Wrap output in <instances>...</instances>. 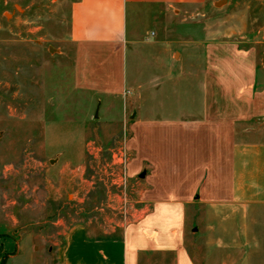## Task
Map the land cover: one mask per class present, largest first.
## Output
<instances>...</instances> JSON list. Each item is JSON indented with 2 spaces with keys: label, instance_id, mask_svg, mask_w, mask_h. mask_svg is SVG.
<instances>
[{
  "label": "crops",
  "instance_id": "0c3cea01",
  "mask_svg": "<svg viewBox=\"0 0 264 264\" xmlns=\"http://www.w3.org/2000/svg\"><path fill=\"white\" fill-rule=\"evenodd\" d=\"M208 2H72L74 89L106 98L107 115L117 107L104 124L126 130V174L140 190L121 238L77 230L65 264H256L264 253V137L253 127L264 120V62L225 40L174 41L169 27ZM153 20L163 21L162 41L144 31ZM7 239L9 264L21 242Z\"/></svg>",
  "mask_w": 264,
  "mask_h": 264
},
{
  "label": "rangeland",
  "instance_id": "374dc122",
  "mask_svg": "<svg viewBox=\"0 0 264 264\" xmlns=\"http://www.w3.org/2000/svg\"><path fill=\"white\" fill-rule=\"evenodd\" d=\"M73 1L0 0V240L12 252L16 245L7 238L21 242L9 264H30L32 255L35 264H65L73 232L116 240L138 215L139 180L125 167L127 132L104 124L117 118V107L107 115L106 98L74 89ZM220 1L170 23L173 40L187 33L225 40L255 49L264 62V0L213 7ZM162 24L143 27L150 41L166 38ZM253 127L264 137V120ZM257 258L264 264V253Z\"/></svg>",
  "mask_w": 264,
  "mask_h": 264
},
{
  "label": "water",
  "instance_id": "95a60500",
  "mask_svg": "<svg viewBox=\"0 0 264 264\" xmlns=\"http://www.w3.org/2000/svg\"><path fill=\"white\" fill-rule=\"evenodd\" d=\"M227 1H228V0H222V1H220L219 3H216L214 6H215V7L223 6V5H225V4L227 3ZM144 177H145V173H143V174L140 176V178H144Z\"/></svg>",
  "mask_w": 264,
  "mask_h": 264
},
{
  "label": "trees",
  "instance_id": "16d2710c",
  "mask_svg": "<svg viewBox=\"0 0 264 264\" xmlns=\"http://www.w3.org/2000/svg\"><path fill=\"white\" fill-rule=\"evenodd\" d=\"M3 255V253H2ZM2 255L0 254V264H6V261L8 259V254H4L3 257Z\"/></svg>",
  "mask_w": 264,
  "mask_h": 264
}]
</instances>
